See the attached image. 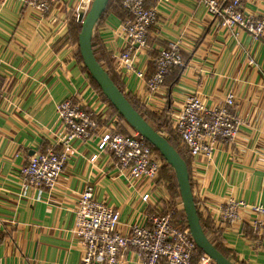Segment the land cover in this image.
<instances>
[{"label":"crops","instance_id":"0c3cea01","mask_svg":"<svg viewBox=\"0 0 264 264\" xmlns=\"http://www.w3.org/2000/svg\"><path fill=\"white\" fill-rule=\"evenodd\" d=\"M88 2L92 0H57L43 14L20 0H0V264H81L85 252L72 228L86 186L120 211L123 232L155 211L154 199L142 200L152 185L121 172L112 152L90 160L103 131L123 129L129 134L133 128L120 120L78 62L69 26L74 18L80 22L79 10H86ZM204 3L147 0V7L158 14L148 46L135 63L145 79L119 64L126 47L121 32L125 8L108 10L94 35L124 92L145 112L164 117L165 124L171 121V127L172 114L182 109L187 96L196 95L213 108L224 104L229 93L235 95L232 112L242 120L239 135L232 144L219 142L212 158L188 157L191 185L211 237L229 250L232 260L264 264V232L256 231L250 207L242 209V218L233 224L215 213L231 198L264 205V33L257 39L239 27H223ZM243 4L247 14L264 12V0ZM172 42H179L185 65L174 68L153 92L147 79L156 71L160 51ZM70 97L97 114L98 127L88 140L74 142L55 189L25 188L20 167L50 147L62 148L65 126L57 105ZM163 131L171 134L166 126H161ZM165 193L157 207L169 202ZM122 264H139L133 250Z\"/></svg>","mask_w":264,"mask_h":264},{"label":"built area","instance_id":"2783aa9c","mask_svg":"<svg viewBox=\"0 0 264 264\" xmlns=\"http://www.w3.org/2000/svg\"><path fill=\"white\" fill-rule=\"evenodd\" d=\"M26 6L41 13L51 10L57 0H20ZM147 0H121L129 16L121 25V32L126 40L125 50L121 53L119 64L127 71H135L145 79V73L135 67L140 50L148 46L149 29L157 21V10L147 7ZM206 9L223 27L234 30L239 27L259 39L264 33V12L260 16L247 14L243 0H205ZM87 6V10L90 8ZM185 65L179 42H172L168 48L160 51L156 58V71L147 79V86L156 91L174 68ZM235 95L229 93L222 105L209 107L196 95L186 97L182 109L172 114V127L180 138L181 147L187 157L200 155L213 157L218 143L232 144L236 141L242 120L232 108ZM57 113L65 126V134L59 140L61 150L50 147L46 152L34 156L27 164L20 167L22 184L55 189L65 170V166L74 151V142L88 140L98 127L97 114L66 98L57 105ZM168 136L167 131L162 132ZM104 151L112 152L117 164L129 178L145 179L152 185V190L145 192L142 200L149 203L154 199L155 211L147 212L141 222L131 224L126 232L119 230L120 211L100 201L95 188L91 185L81 192L77 218L72 232L82 244L84 256L81 264H122L130 250L135 252L139 264H216L206 253L198 251L188 223L174 216L171 210L156 206L163 197L157 185L163 160L139 133L123 134L108 128L100 135L98 151L90 160L95 162ZM156 195L157 198H154ZM197 204V202H196ZM198 207V205H197ZM254 213L253 222L259 233L264 232V205L248 204L244 200L229 199L220 206L219 214L227 224H233L242 218V209L248 208ZM183 208L182 202L177 209Z\"/></svg>","mask_w":264,"mask_h":264},{"label":"water","instance_id":"95a60500","mask_svg":"<svg viewBox=\"0 0 264 264\" xmlns=\"http://www.w3.org/2000/svg\"><path fill=\"white\" fill-rule=\"evenodd\" d=\"M109 2L110 0H92L88 10L83 8L79 10V21L82 23L79 46L84 65L102 88L106 98L118 109L128 124L144 140L152 144L174 169L180 188L183 210L190 232L198 247L209 255L216 264H235L210 240L204 230L191 185L189 166L185 158L167 136L149 123L131 104L95 55L93 48L94 32Z\"/></svg>","mask_w":264,"mask_h":264},{"label":"trees","instance_id":"16d2710c","mask_svg":"<svg viewBox=\"0 0 264 264\" xmlns=\"http://www.w3.org/2000/svg\"><path fill=\"white\" fill-rule=\"evenodd\" d=\"M120 1L121 0H118L117 1L118 4H117L116 2H114V0H110L105 13H107L108 10H110L111 8L116 10V11H121L122 9H124V7H123L122 3H120ZM124 11L126 12L125 15H127L126 17L124 16V19H125L129 16V14H128V11L126 9H124ZM105 13L103 14V16L105 15ZM103 16H102V18H103ZM75 19L76 18H74L73 21L72 20L70 21L69 36L71 37V41L76 45V56H77L78 62L81 65L82 70L87 74V76H88L92 86L95 88V90H97L98 93L103 97V99L109 103V105L113 108L114 112H116L118 114L120 120L121 119L123 120L125 118L118 111V109L112 104V102H110L106 98V96L103 93L102 88L98 85L96 80L92 77L91 73L88 71L87 67L84 65V61H83V58H82V55L80 52V46H79V34L82 30V23L75 21ZM101 19H100V21H101ZM100 21H99V23H100ZM93 48H94L95 55L98 58L99 62L109 72V74H110L111 78L114 80L115 84L125 94V96L131 102V104L144 116V118L159 131H161V126H163V127L166 126L168 131L171 133L167 136V138L179 150L180 154L185 158V160L187 161L188 166H189V158L186 156L185 150L183 149V147H181V145L179 147V145H178V144H181L180 138L178 137L176 132L171 127V121L169 122L167 120V122L165 124L166 119L164 117H158V116L151 114L149 112H145L143 110V108L140 106L138 101H136L132 96H130L124 92L123 87H122L121 83L119 82L117 76L110 70L111 65H110L109 56H108L107 52L104 50L103 44L100 42V40L98 39V36L96 34L93 37ZM115 131L121 132L123 134H128V132L123 130V129H117ZM145 141L147 144H149L152 147L153 151L163 160V165H162L159 177L157 179V185H160L161 183L164 185H167V187H165L164 185L163 186L165 188H167L168 193H170V195H171V200L168 203H166L165 210L166 211H168V210L173 211L174 216L176 214V217L181 219L182 223H186L187 219H186V215H185L183 208L177 209V203L182 202V199H181L180 188H179V185H178V182L176 179L174 169L167 163V161L164 159L162 154L152 144H150L147 140H145ZM169 190H171V192H169ZM175 207H176V209H175ZM199 215H200L201 223L204 227V230H205L206 234L208 235V237L210 238V240L221 250V252L226 257H228L230 260H232L229 250L226 247H224L218 240L211 237L210 229L208 227V223L203 218L200 211H199ZM198 251L200 253H204L200 248H198ZM232 261L235 264H239V263H236L234 260H232Z\"/></svg>","mask_w":264,"mask_h":264},{"label":"rangeland","instance_id":"374dc122","mask_svg":"<svg viewBox=\"0 0 264 264\" xmlns=\"http://www.w3.org/2000/svg\"><path fill=\"white\" fill-rule=\"evenodd\" d=\"M88 5H89V2H88ZM136 132V131H135ZM131 133H134V129H132V131H131ZM135 134V133H134ZM181 143V142H180ZM179 145V147H180V145L181 144H178ZM97 151H98V149H97ZM162 184V183H161ZM164 185V184H163ZM165 187H167V185H164ZM166 189V192L167 193H165V191L164 190H160V191H162L161 192V194L163 195L164 193H165V196H166V194H167V196H168V198L170 197V199H168V201H170L171 200V195H170V193H168V191H167V188H165ZM169 192H171V190H169ZM103 201V200H102ZM168 203V202H167ZM177 204H179V203H177ZM175 209H176V207H175ZM174 210V209H173ZM178 215V214H177ZM177 218V217H176ZM177 219H179V218H177Z\"/></svg>","mask_w":264,"mask_h":264},{"label":"bare ground","instance_id":"6f19581e","mask_svg":"<svg viewBox=\"0 0 264 264\" xmlns=\"http://www.w3.org/2000/svg\"><path fill=\"white\" fill-rule=\"evenodd\" d=\"M87 6V3H84Z\"/></svg>","mask_w":264,"mask_h":264}]
</instances>
